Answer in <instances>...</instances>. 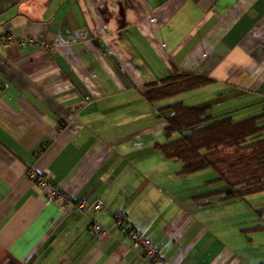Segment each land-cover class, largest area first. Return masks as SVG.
<instances>
[{
	"label": "crops",
	"instance_id": "crops-1",
	"mask_svg": "<svg viewBox=\"0 0 264 264\" xmlns=\"http://www.w3.org/2000/svg\"><path fill=\"white\" fill-rule=\"evenodd\" d=\"M4 30L26 41L0 45V264H155L151 246L165 264H264L253 207L201 196L223 182L156 147L159 105L262 111L264 0H0ZM177 71L214 81L151 104ZM30 171L69 200L47 204Z\"/></svg>",
	"mask_w": 264,
	"mask_h": 264
},
{
	"label": "trees",
	"instance_id": "trees-1",
	"mask_svg": "<svg viewBox=\"0 0 264 264\" xmlns=\"http://www.w3.org/2000/svg\"><path fill=\"white\" fill-rule=\"evenodd\" d=\"M213 81L203 74L177 71L160 82L147 84L143 94L157 105ZM157 110L166 122L167 140L157 142L156 147L166 158L182 163L179 174L213 169L216 176L209 182L224 183L222 188L201 196L217 194L224 201L247 200L249 195L264 191V108L239 120L231 113L215 115L210 106H192L178 100L159 105ZM255 211L258 221L243 227L245 233L264 231V207ZM158 258L159 254H154L155 264Z\"/></svg>",
	"mask_w": 264,
	"mask_h": 264
},
{
	"label": "built area",
	"instance_id": "built-area-1",
	"mask_svg": "<svg viewBox=\"0 0 264 264\" xmlns=\"http://www.w3.org/2000/svg\"><path fill=\"white\" fill-rule=\"evenodd\" d=\"M25 41L26 39L18 38L13 32L9 30L0 31V45L1 46L10 47L13 45H20V44L25 43ZM29 176L31 179L35 180L37 184L45 191L47 204H50L55 199H61L62 201L69 200L68 196L65 194V192L61 190L59 185L55 181H53L50 177H48L46 174L38 175V173L34 171H30ZM79 206L81 208H84L86 204L82 203ZM89 206L93 208L95 211H98V210H101V208L103 207V203L100 200H96L92 202ZM116 222L118 224H122L123 222L122 215L119 214L117 216ZM91 228L93 229V231L97 233V236L99 237H102L109 232V230L104 228L98 222L93 223ZM133 237L135 238L137 246L142 245L144 247L149 248L147 241L142 236H140L138 232H133ZM149 249L153 254H159L157 253L158 250L156 249L155 246H151ZM156 263L165 264V261L162 256H159V258L156 260Z\"/></svg>",
	"mask_w": 264,
	"mask_h": 264
},
{
	"label": "rangeland",
	"instance_id": "rangeland-1",
	"mask_svg": "<svg viewBox=\"0 0 264 264\" xmlns=\"http://www.w3.org/2000/svg\"><path fill=\"white\" fill-rule=\"evenodd\" d=\"M257 113H259L258 111H256V112H252V114L250 113V115L249 116H251V115H255V114H257ZM246 117H248V114H247V116ZM214 174H216V172L213 170V169H208L207 171H204V173H202V175H201V177L200 178H197L198 180L199 179H206V178H209V177H211L212 175H214ZM217 185V184H216ZM215 184H214V186H216ZM219 185V184H218ZM223 185H224V183H223ZM244 202H245V204H248L249 206H252L253 207V210L255 211V209L256 208H260V207H264V191L263 192H259V193H254V194H251V195H249L248 196V198H247V200H243ZM256 212V211H255ZM248 217H250L247 221V223H248V225L247 226H250L251 224H254L255 222L253 221L252 222V218H251V215L249 216V215H247ZM247 217V218H248ZM255 218H256V220H258V215H257V213H256V215H255ZM260 232H262L261 234H259L258 236H259V238L258 239H260L259 241H260V243H259V245H258V249H259V247H262V248H264V231H260Z\"/></svg>",
	"mask_w": 264,
	"mask_h": 264
}]
</instances>
